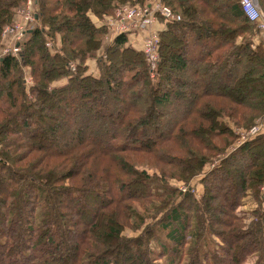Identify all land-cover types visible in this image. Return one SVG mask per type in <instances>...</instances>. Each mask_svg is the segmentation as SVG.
I'll list each match as a JSON object with an SVG mask.
<instances>
[{
	"label": "trees",
	"instance_id": "obj_1",
	"mask_svg": "<svg viewBox=\"0 0 264 264\" xmlns=\"http://www.w3.org/2000/svg\"><path fill=\"white\" fill-rule=\"evenodd\" d=\"M165 1L180 19L157 22L151 78L138 35L114 34L98 54L99 18L139 0H32L38 25L0 60V264H264V136L204 170L235 127L264 118V38L239 0ZM25 2L0 0V44ZM185 74L195 89L170 116L159 107L184 95L171 82ZM59 104L84 116L71 142L49 147L39 134L60 132Z\"/></svg>",
	"mask_w": 264,
	"mask_h": 264
},
{
	"label": "rangeland",
	"instance_id": "obj_2",
	"mask_svg": "<svg viewBox=\"0 0 264 264\" xmlns=\"http://www.w3.org/2000/svg\"><path fill=\"white\" fill-rule=\"evenodd\" d=\"M27 1L28 0H26V2L24 3V5L19 6V7H17L14 10V14H13V17H12L14 19L13 20V23L8 24L6 26H11V27L14 28V26L16 25V26H19L21 28H24L23 31H27L30 27L33 28V27H35V25H38V23H39L38 22V18L36 20L26 22L25 13L24 12H22L20 14L17 13V9L18 8H21V7L25 8L27 6ZM30 1H31V3H30L31 4L30 9H32V12L35 15H37L36 9L38 10V8L35 6V3H33L32 0H30ZM220 2H221V0H214L213 1V5L214 4H219ZM123 6H126L127 7L126 9L128 11V10L132 9L135 5L133 3H129V2L127 4H116V5H114L112 7V9H111V11H110L109 14H107V15L103 16L102 18H99V19H101V21H103V23H104L107 19H110V18L114 17L113 14H114V10L116 8H120V7H123ZM258 6H259V9L261 10L259 0H258ZM261 11H263V10H261ZM97 24H99V23H97ZM6 26H4L3 29ZM104 27H105L106 30H108V33L106 34V36L104 37V39H103V41L101 43L102 44V48H101V50L99 51L98 54H102L103 51H104V47H106L109 43H111V39L114 36V34H118V33H113V31L110 30L111 28L109 26L107 27L105 24H104ZM6 28H9V27H6ZM3 29L1 31V33H2V42L0 44V49L1 48H3V49L13 48L12 46L14 45L15 38H13V36L9 35L7 32H5V29L4 30ZM28 31L24 35L25 37L23 38V40L26 39V37L28 35ZM135 43H137V40L135 41ZM139 43L140 42H138V44ZM53 45L57 46L56 42ZM168 48L169 47H167L166 50H169ZM117 57H118V55H117ZM146 61H147V59H146ZM146 63H148V61ZM89 64H90V68L91 69H95V61H90ZM148 66H149V63H148ZM29 74H30V69L27 68V67L24 68V76H25V81H26L25 83H26V86L27 87H29L30 84L32 83V78H31V76ZM155 75H156V71H154L153 73L151 72L150 77L151 78H154ZM180 79L181 80H178V81L173 79V81L171 82V85L175 89H183V87L186 86V87H184V90H185L184 91L185 92L184 95H182V97L180 99L172 101V103L169 104V106H160L159 107V108H161V109L169 112L170 116H175L176 114H180V112H182L183 108H185V106L188 104V102L190 100V97L192 95V92L195 89L194 85L190 83L189 74L182 75ZM223 79L224 78L221 76V80H223ZM214 85H211V87H215ZM110 101L111 102H109V107H112L113 109L114 108L117 109V108L121 107L118 102L116 103L113 100H110ZM59 107H60V110H59L58 106L55 107V108L58 109V111H54L53 114H54L55 118L58 119V123L61 124L60 132H56V134H54L53 137H49V135L48 136L45 135L44 132H40L41 134H39V135H41L39 141H41V142H46L47 141V143L49 144V147H57V145L58 146L67 145L69 143V141L72 140L73 137H75V131L74 130H75V128L81 126L79 122L81 121L80 119L82 118V116H84V114L79 115L80 114L79 113V114H76V115H73V116L71 115L70 118L67 117V116L65 117L63 115V113H64L63 105L61 106L59 104ZM48 113H49L48 110H46L45 111V114L42 115V118H44V120L47 119ZM261 122H264V118L263 117L257 118L251 124V126H249L247 128H241V127H237L236 128L235 127L234 128L235 137L233 138V141H231L230 144L227 145V147H225L226 150L223 152L222 155H221V152H219L218 154H216V156L213 158V160L211 162L206 163V165L204 167V170L205 169H210L211 167H213V165H216L218 163V161H219V159L221 157H223L225 154L231 152L232 151L231 148H233V146L238 141L237 138H238L239 135L244 134L245 132H247L254 124L261 123ZM91 123L92 124H91L90 130H92V129H94L93 131H96V129L98 130V128H94V125H95V124H93L94 122H91ZM99 124H100V129L99 130H103V131L104 130H107L106 125H104V124L102 125L101 122H99ZM45 126L46 125H44V127ZM161 129L162 128H160V131H161ZM29 131L30 130H28V132ZM103 131H100V132H103ZM150 131L152 133V130L151 129H150ZM96 133H99V131H96ZM23 163L24 162L21 161L18 164H23ZM134 169L137 170V171H139V172L145 173L147 176L148 175H150V176H154V175L159 176L160 175V171H159L158 166L157 165H154V164H150V163H148V164L147 163H143V162H141V163H135L134 164ZM168 183H169V185H172V186H175V187L178 186L182 190H183V188H185V185H183L182 182L176 181L174 179L173 180L170 179ZM194 185H195V187H194L193 191L195 189H197V188L200 189L199 185H197L195 183H194ZM262 190L264 191V187L262 188ZM198 191L197 190L195 191V194H196L197 197L199 196ZM132 204L138 205V202H135V203H132ZM94 207H95L94 204H92V205L89 204L87 207H85V209L88 210L89 212H91ZM243 209H246V208H243ZM235 212L237 214L238 213L239 214L243 213L242 212V208H238V206L236 207ZM150 221H154V220L153 219L148 220V222H150ZM128 230H129L128 233H130V236L139 235V233L141 231L139 228L136 229V231H133V230H130V229H128ZM128 233H126V234H128ZM242 264H247V263L244 262Z\"/></svg>",
	"mask_w": 264,
	"mask_h": 264
},
{
	"label": "built area",
	"instance_id": "obj_3",
	"mask_svg": "<svg viewBox=\"0 0 264 264\" xmlns=\"http://www.w3.org/2000/svg\"><path fill=\"white\" fill-rule=\"evenodd\" d=\"M31 1H27L25 8L17 9V13H25L26 22L36 20L35 14L30 9ZM241 10L244 11L248 21L252 23L257 29L261 31L262 38H264V14L259 9L258 0H239ZM126 6L116 8L114 10V17L107 19L104 24L110 27L113 33L134 34L140 36L142 51L146 57L150 71L153 73L158 62V28L157 22L161 18L168 21L171 19H180V15L176 14L172 8L166 4L165 0H140V4L135 5L132 9H126ZM24 9V10H23ZM9 27V28H6ZM5 32L15 38L13 48L0 49V59L5 55H17L21 51V42L27 31L19 26H6ZM26 28V27H25ZM3 29V30H4ZM49 45V43H47ZM7 48V47H6ZM72 67V65H71ZM26 82V81H25ZM264 136V122L254 124L247 132L238 136V141L231 148L232 150L242 143L247 141L248 138L254 136ZM183 188V190H185ZM238 208H242L238 206ZM254 259H247L245 263L252 264Z\"/></svg>",
	"mask_w": 264,
	"mask_h": 264
},
{
	"label": "water",
	"instance_id": "obj_4",
	"mask_svg": "<svg viewBox=\"0 0 264 264\" xmlns=\"http://www.w3.org/2000/svg\"><path fill=\"white\" fill-rule=\"evenodd\" d=\"M35 17L37 18V15H35ZM1 60V59H0Z\"/></svg>",
	"mask_w": 264,
	"mask_h": 264
}]
</instances>
